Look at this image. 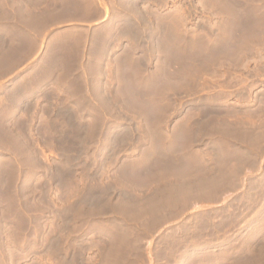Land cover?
<instances>
[{"label":"rangeland","instance_id":"374dc122","mask_svg":"<svg viewBox=\"0 0 264 264\" xmlns=\"http://www.w3.org/2000/svg\"><path fill=\"white\" fill-rule=\"evenodd\" d=\"M263 26L264 0H0V264H264Z\"/></svg>","mask_w":264,"mask_h":264},{"label":"crops","instance_id":"0c3cea01","mask_svg":"<svg viewBox=\"0 0 264 264\" xmlns=\"http://www.w3.org/2000/svg\"><path fill=\"white\" fill-rule=\"evenodd\" d=\"M88 7L89 10H95L101 7V4L98 2H92ZM105 17L100 19L104 21ZM11 58V56L7 57ZM6 64V62H4ZM11 71V70H10ZM9 77L7 82H9V87L5 90V106L12 112L14 115V120L23 122V70L11 71L9 72Z\"/></svg>","mask_w":264,"mask_h":264},{"label":"bare ground","instance_id":"6f19581e","mask_svg":"<svg viewBox=\"0 0 264 264\" xmlns=\"http://www.w3.org/2000/svg\"><path fill=\"white\" fill-rule=\"evenodd\" d=\"M256 27V26H255ZM264 27V26H263ZM248 29V28H247ZM262 30V29H261ZM251 34V33H250Z\"/></svg>","mask_w":264,"mask_h":264}]
</instances>
